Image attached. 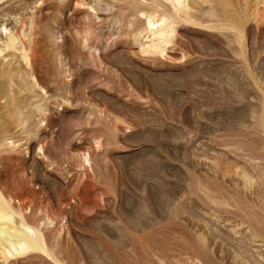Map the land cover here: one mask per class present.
<instances>
[{
    "label": "rangeland",
    "instance_id": "1",
    "mask_svg": "<svg viewBox=\"0 0 264 264\" xmlns=\"http://www.w3.org/2000/svg\"><path fill=\"white\" fill-rule=\"evenodd\" d=\"M184 6L0 0V264H264V0Z\"/></svg>",
    "mask_w": 264,
    "mask_h": 264
},
{
    "label": "bare ground",
    "instance_id": "2",
    "mask_svg": "<svg viewBox=\"0 0 264 264\" xmlns=\"http://www.w3.org/2000/svg\"><path fill=\"white\" fill-rule=\"evenodd\" d=\"M172 1V5H173V7L176 9V10H180V9H182V8H184L185 6H184V1L185 0H171ZM5 4V3H4ZM3 5V4H2ZM4 7V6H3ZM8 9H9V7H8ZM174 10V9H173ZM6 12V11H5ZM176 12V11H175ZM9 13V12H8ZM150 17V16H149ZM152 17V16H151ZM164 17V16H163ZM158 19V18H157ZM162 19V18H161ZM161 19L159 20V22H160V24H161ZM152 20L154 21V19L152 18ZM163 20H165V22H166V18H164ZM153 21H151L150 20V18L149 19H147V23H150L151 25H152V23H153ZM156 22V21H155ZM149 24V25H150ZM153 24H155V23H153ZM160 24H159V26H160ZM172 28V24H170V23H165L163 26H161L157 31H156V37H158V41L159 42H161V41H163L166 37H167V34H168V32L170 31L171 32V30H173V29H171ZM152 33V32H151ZM152 34H155V33H152ZM170 34V33H169ZM151 47H153V49L154 48H156V50H158L159 49V44H151L150 45ZM3 235V234H2ZM24 245V246H23ZM17 246H18V249H19V247H21V250L22 249H26V247H28L27 245H25L24 244V242L23 243H18L17 244ZM12 249H15V245H12Z\"/></svg>",
    "mask_w": 264,
    "mask_h": 264
}]
</instances>
